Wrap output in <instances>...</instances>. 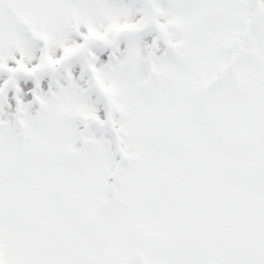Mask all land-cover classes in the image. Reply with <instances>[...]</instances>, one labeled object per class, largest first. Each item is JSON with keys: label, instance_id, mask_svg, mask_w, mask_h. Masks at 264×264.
I'll return each instance as SVG.
<instances>
[{"label": "snow or ice", "instance_id": "1", "mask_svg": "<svg viewBox=\"0 0 264 264\" xmlns=\"http://www.w3.org/2000/svg\"><path fill=\"white\" fill-rule=\"evenodd\" d=\"M0 264H264V0H0Z\"/></svg>", "mask_w": 264, "mask_h": 264}]
</instances>
